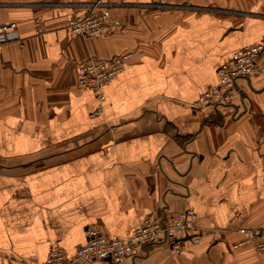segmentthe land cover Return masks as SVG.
I'll list each match as a JSON object with an SVG mask.
<instances>
[{
    "label": "crops",
    "instance_id": "0c3cea01",
    "mask_svg": "<svg viewBox=\"0 0 264 264\" xmlns=\"http://www.w3.org/2000/svg\"><path fill=\"white\" fill-rule=\"evenodd\" d=\"M97 1L123 29L75 35L69 21ZM9 23L20 42L0 46V264L70 257L90 227L128 241L189 209L179 252L155 243L121 264H264L238 232L264 234V71L238 80L233 103L193 107L221 64L264 47V0H0ZM116 55L103 101L78 86L80 63Z\"/></svg>",
    "mask_w": 264,
    "mask_h": 264
},
{
    "label": "built area",
    "instance_id": "2783aa9c",
    "mask_svg": "<svg viewBox=\"0 0 264 264\" xmlns=\"http://www.w3.org/2000/svg\"><path fill=\"white\" fill-rule=\"evenodd\" d=\"M67 27L77 36L90 38L115 34L123 29V24L112 17L108 4L97 1L88 5V11L83 17L71 19ZM13 42H20L17 24L0 25V46ZM263 50L261 44L250 46L221 64L218 70V85L205 91L193 107L216 108L233 103L241 95L238 80L263 73L264 68L259 66ZM123 68L124 61L120 55L106 60L89 58L78 66V86L96 92L99 100L103 101L104 96L100 90L122 72ZM193 215V210L189 209L171 219H146L128 241L109 238L98 229L90 227L87 231L88 241L78 252L68 257L60 249L52 250L45 264H93L107 259L113 264H121L127 257L140 253L148 245L155 243H168L179 252L181 239L193 236ZM238 232L242 236L239 245H252L256 252L264 253V234L260 229L243 227Z\"/></svg>",
    "mask_w": 264,
    "mask_h": 264
},
{
    "label": "water",
    "instance_id": "95a60500",
    "mask_svg": "<svg viewBox=\"0 0 264 264\" xmlns=\"http://www.w3.org/2000/svg\"><path fill=\"white\" fill-rule=\"evenodd\" d=\"M107 261H110L109 259H107ZM111 262V261H110Z\"/></svg>",
    "mask_w": 264,
    "mask_h": 264
}]
</instances>
